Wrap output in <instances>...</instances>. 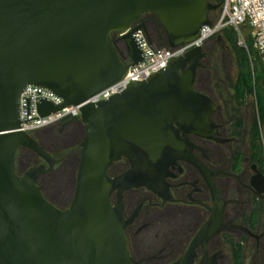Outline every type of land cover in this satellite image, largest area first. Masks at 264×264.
Here are the masks:
<instances>
[{
    "label": "water",
    "instance_id": "obj_1",
    "mask_svg": "<svg viewBox=\"0 0 264 264\" xmlns=\"http://www.w3.org/2000/svg\"><path fill=\"white\" fill-rule=\"evenodd\" d=\"M220 6L211 0H0V264H131L122 201L113 205L111 193L160 185L179 159L196 164L214 193V215L191 250L202 236L225 227L223 194L192 157L187 139L188 133L209 137L215 130L211 116L217 106L194 86L207 57L203 47L121 93L85 103L143 62L133 34L142 28L153 44L145 14L156 15L173 48L199 37ZM113 35H120L127 59ZM27 85L51 89L64 100L60 106L42 100V116L85 103L81 116L72 119H81L87 134L65 151L81 154L74 197L65 209L47 199L38 183L65 156H54L32 134L18 130ZM22 147L44 163L20 174ZM123 157L132 167L110 176L112 163Z\"/></svg>",
    "mask_w": 264,
    "mask_h": 264
},
{
    "label": "flooded vegetation",
    "instance_id": "obj_2",
    "mask_svg": "<svg viewBox=\"0 0 264 264\" xmlns=\"http://www.w3.org/2000/svg\"><path fill=\"white\" fill-rule=\"evenodd\" d=\"M143 17L149 25L151 13ZM203 64L201 68L209 66L204 60ZM212 71L198 70L194 86L217 106L211 116L215 130L209 137L188 133L187 139L192 157L207 169L223 194L226 203L221 221L225 227L208 238L202 236L191 250L214 215V193L196 164L179 159L169 166L160 185L130 187L121 195L119 190L111 193L113 205L120 198L122 201L131 264H264V158L257 155L252 142V100L242 106L234 97H226L224 90L211 85ZM261 130L264 133L263 125ZM59 132L55 143L67 147L56 155L65 156L60 163L72 156L80 163L79 152L66 155L65 151L79 146L86 136L82 120L62 121ZM180 134L183 137L182 131ZM262 141L264 145V137ZM131 167L130 160L123 157L112 163L109 174L116 177ZM42 175L38 183L43 190Z\"/></svg>",
    "mask_w": 264,
    "mask_h": 264
},
{
    "label": "built area",
    "instance_id": "obj_3",
    "mask_svg": "<svg viewBox=\"0 0 264 264\" xmlns=\"http://www.w3.org/2000/svg\"><path fill=\"white\" fill-rule=\"evenodd\" d=\"M218 10V15L211 17L212 24L204 26L199 37L173 48H158L150 43L144 29L137 30L133 36L143 51V62L132 65L122 80L94 95L85 103H98L123 92L132 82L148 79L152 74L165 68L172 59L185 55L193 48L204 47L209 40L221 35L227 28L235 30L238 45L247 50L251 62L256 58L249 46V40L252 41V47L260 57L264 68V0H222ZM116 37L119 39L120 35ZM128 61L131 62L130 59ZM44 99L56 106L64 102L51 89L36 85L26 86L20 96L21 126L18 130L33 135L40 129L81 116L83 103L64 106L59 111L42 116L38 105Z\"/></svg>",
    "mask_w": 264,
    "mask_h": 264
},
{
    "label": "trees",
    "instance_id": "obj_4",
    "mask_svg": "<svg viewBox=\"0 0 264 264\" xmlns=\"http://www.w3.org/2000/svg\"><path fill=\"white\" fill-rule=\"evenodd\" d=\"M214 4L221 3L222 0H211ZM219 12V10H218ZM215 11L212 12L211 17H215ZM152 20L150 24L147 25L148 33L151 38V41L154 46L158 48H167L169 47L168 36L166 32L163 30L159 21L155 14H152ZM116 40V45L121 53L123 59H127V51L124 43L120 41L116 35H113ZM222 40L225 42L224 46L228 47L232 50L236 60L237 77L235 81L229 79V84L233 89V95L239 102V105H245L246 101L249 98H252V106H253V131H252V142L255 148H258L257 155L264 158V145L262 138L264 137V133H262L261 126H264V68L261 63L260 57L257 55L256 51L252 47V41L249 40V46L251 47L252 52L255 54L253 62L249 57L247 50L244 47L238 45L236 32L233 28H227L222 33ZM212 40V39H211ZM210 40V41H211ZM209 42L203 47L204 51L208 54L207 47ZM208 66V64H207ZM210 67L201 68L199 70H209ZM218 89L223 91L224 87L220 88L219 84H217ZM223 96V95H222ZM228 97V96H227ZM59 124L52 125L50 127H46L40 129L33 133V136L38 140L40 145L56 156L59 152L66 149L67 147L64 144L57 142L55 143V138L60 136L59 132ZM259 153L261 155H259ZM40 156L31 149L20 148L17 153V170L20 174L28 170L33 166H37L39 164ZM69 160H72L73 163L70 164ZM59 165L67 168H74L77 175V169L79 166V158L76 159L75 156L69 157ZM47 173H44L41 179ZM43 193L47 199L49 197L46 195L45 190L43 189ZM52 203H54L51 199H49ZM55 204V203H54ZM58 206L57 204H55ZM59 207V206H58ZM61 208V207H59Z\"/></svg>",
    "mask_w": 264,
    "mask_h": 264
},
{
    "label": "rangeland",
    "instance_id": "obj_5",
    "mask_svg": "<svg viewBox=\"0 0 264 264\" xmlns=\"http://www.w3.org/2000/svg\"><path fill=\"white\" fill-rule=\"evenodd\" d=\"M215 12L216 17L218 10ZM208 42L206 50L208 54L204 59V63L209 65V70H213L211 85L218 88L217 84H219L220 88L224 87L223 90L226 97H231L233 89L229 84V79L235 81L238 70L234 53L230 48L224 46L225 42L219 40L218 36ZM250 99L252 100V98ZM41 163H44L42 159L39 160V164ZM75 173L74 168H65L58 164L42 179L46 195L61 208L70 205L74 197L76 187Z\"/></svg>",
    "mask_w": 264,
    "mask_h": 264
},
{
    "label": "bare ground",
    "instance_id": "obj_6",
    "mask_svg": "<svg viewBox=\"0 0 264 264\" xmlns=\"http://www.w3.org/2000/svg\"><path fill=\"white\" fill-rule=\"evenodd\" d=\"M83 105H84V103H83Z\"/></svg>",
    "mask_w": 264,
    "mask_h": 264
}]
</instances>
